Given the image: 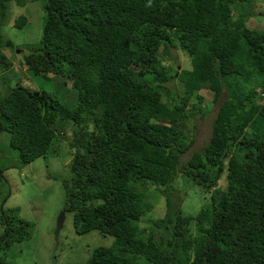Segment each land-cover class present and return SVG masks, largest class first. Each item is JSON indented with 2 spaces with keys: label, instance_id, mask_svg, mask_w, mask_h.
<instances>
[{
  "label": "trees",
  "instance_id": "1",
  "mask_svg": "<svg viewBox=\"0 0 264 264\" xmlns=\"http://www.w3.org/2000/svg\"><path fill=\"white\" fill-rule=\"evenodd\" d=\"M9 1L0 0V72L13 65L3 49L14 45L1 34ZM42 1L41 36L25 45L21 65L71 79L77 102L68 108L18 80L0 95V133H9V147L29 163L50 152L57 122L77 127L61 181L63 209L77 234L114 237L86 264H264V27L248 23L257 15L253 3ZM26 22L20 15L14 26ZM178 48L191 68L175 76L164 60ZM8 79L2 74V83ZM174 79L181 100L165 84ZM201 89L213 91L219 106L208 141L184 159L194 143L193 115L203 112L192 102L202 99ZM4 170L1 201L9 197ZM179 176L210 192L211 203L184 214ZM151 186L165 196L166 212L140 226L152 208L145 197ZM30 227L0 209V264H11L7 250L29 238Z\"/></svg>",
  "mask_w": 264,
  "mask_h": 264
},
{
  "label": "rangeland",
  "instance_id": "2",
  "mask_svg": "<svg viewBox=\"0 0 264 264\" xmlns=\"http://www.w3.org/2000/svg\"><path fill=\"white\" fill-rule=\"evenodd\" d=\"M250 1L257 15L249 19V25L264 27V0ZM42 5V0L8 2V19L2 26L1 34L3 39L12 41L14 45L13 49L9 47L3 49L13 65L9 71L0 72V95L5 94L9 87L20 80L22 85L50 92L64 106L73 108L77 99L71 79H64L53 73L33 74L29 70L25 71V64L21 65V60L27 53L25 45L36 43L41 36L44 16ZM20 15H24L27 19L26 24L21 28L14 26L15 19ZM172 55L173 59H166L164 63L172 65L178 74L182 69L191 68L190 56L185 51L178 48L172 50ZM2 74L9 78L7 85L1 82ZM146 79H152V76L149 75ZM165 84L173 94L181 98L182 88L178 80L167 81ZM198 93L202 99L195 98L192 102H199L203 112L197 111L193 115L189 134L193 137L194 143L184 159L190 155L191 151L200 149L208 141L211 123L219 106V102L212 103L213 91L201 89ZM53 127L56 139L50 152L46 157H38L29 163L19 160L17 151L9 147V133H0V168L5 169L4 175L9 182V197L0 200V205L5 201L3 207L8 209V212L15 218L28 221L31 225L29 238L25 236V239L21 241H14L7 250V260L11 264H53L56 221L59 213L64 210L65 194L61 181L69 176L67 165L74 153V148L70 144L77 133V127L71 121L57 122ZM89 127L90 130L94 127L93 120L89 122ZM175 182L178 190L182 191L179 207L184 214H195L201 207L211 203V193L204 191L191 179L179 176ZM224 184L222 181L221 186ZM145 197L152 203V208L141 217L140 226H144L149 221L151 223L166 212L165 196L159 189L151 186ZM173 197L179 199L177 193H173ZM64 212L65 218L58 234L54 264L70 262L86 264L95 248L111 247L114 244L113 236L101 234L97 230L77 234L73 227L72 213Z\"/></svg>",
  "mask_w": 264,
  "mask_h": 264
},
{
  "label": "water",
  "instance_id": "3",
  "mask_svg": "<svg viewBox=\"0 0 264 264\" xmlns=\"http://www.w3.org/2000/svg\"><path fill=\"white\" fill-rule=\"evenodd\" d=\"M177 75H178V72L175 73V76H177ZM4 202H5V201H3V202L1 203V206H0L1 209H2V207H3ZM64 218H65V212H64V210H62V211L59 213L58 217H57L56 227H55V231H54V238H55V242H56V244H55V246H54V250H53V253H52L53 264H54V262H55V251H56V249H57V239H58V234H59L60 229H61L62 226H63Z\"/></svg>",
  "mask_w": 264,
  "mask_h": 264
},
{
  "label": "clouds",
  "instance_id": "4",
  "mask_svg": "<svg viewBox=\"0 0 264 264\" xmlns=\"http://www.w3.org/2000/svg\"><path fill=\"white\" fill-rule=\"evenodd\" d=\"M1 206V205H0ZM1 209V208H0Z\"/></svg>",
  "mask_w": 264,
  "mask_h": 264
}]
</instances>
